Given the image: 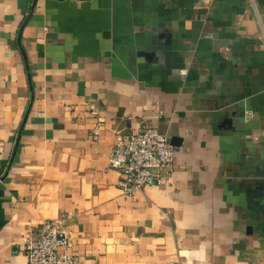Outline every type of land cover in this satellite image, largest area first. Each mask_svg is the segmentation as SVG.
Segmentation results:
<instances>
[{
    "label": "crops",
    "instance_id": "1",
    "mask_svg": "<svg viewBox=\"0 0 264 264\" xmlns=\"http://www.w3.org/2000/svg\"><path fill=\"white\" fill-rule=\"evenodd\" d=\"M143 122L174 169L125 194ZM56 218L78 264H264V0H0V264Z\"/></svg>",
    "mask_w": 264,
    "mask_h": 264
},
{
    "label": "built area",
    "instance_id": "2",
    "mask_svg": "<svg viewBox=\"0 0 264 264\" xmlns=\"http://www.w3.org/2000/svg\"><path fill=\"white\" fill-rule=\"evenodd\" d=\"M97 140L98 127L92 130ZM109 166L121 173L118 185L132 194L147 185L171 177L174 146L168 136L150 122L138 130L118 132L109 154ZM23 248L27 264H78L71 232L60 227V219L45 220L36 233L26 236Z\"/></svg>",
    "mask_w": 264,
    "mask_h": 264
}]
</instances>
